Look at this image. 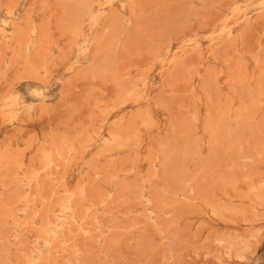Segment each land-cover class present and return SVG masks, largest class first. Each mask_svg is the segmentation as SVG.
I'll list each match as a JSON object with an SVG mask.
<instances>
[{"label": "rangeland", "instance_id": "obj_1", "mask_svg": "<svg viewBox=\"0 0 264 264\" xmlns=\"http://www.w3.org/2000/svg\"><path fill=\"white\" fill-rule=\"evenodd\" d=\"M0 264H264V0H0Z\"/></svg>", "mask_w": 264, "mask_h": 264}]
</instances>
